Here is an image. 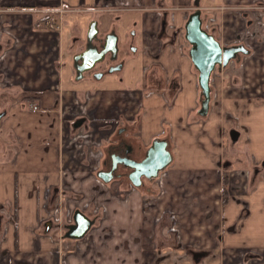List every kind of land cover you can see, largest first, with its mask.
<instances>
[{"label": "crops", "instance_id": "0c3cea01", "mask_svg": "<svg viewBox=\"0 0 264 264\" xmlns=\"http://www.w3.org/2000/svg\"><path fill=\"white\" fill-rule=\"evenodd\" d=\"M101 1L0 0V264H264V171L243 211L224 195L235 168L264 161V0H113L105 15L110 26L130 25L120 46L134 56L90 92L65 83L62 32L42 27L41 10L57 17ZM198 7L223 46L244 43L252 53L217 70L207 116L179 33ZM233 120L246 128L235 145ZM122 125L141 153L169 141L161 194L155 182L99 177ZM101 204L102 222L85 238L59 235L77 209L97 217Z\"/></svg>", "mask_w": 264, "mask_h": 264}, {"label": "flooded vegetation", "instance_id": "af4514ba", "mask_svg": "<svg viewBox=\"0 0 264 264\" xmlns=\"http://www.w3.org/2000/svg\"><path fill=\"white\" fill-rule=\"evenodd\" d=\"M106 2L108 3V6H110L109 10H112L113 9V6H112L113 5V0H102L100 5L101 6L104 5ZM197 9H200L202 11L203 28L206 29L209 33L213 34L212 31H211V25H210L211 21H212V16H211L210 12H205L203 8L198 7L195 10H192V12L189 14V16L193 12H195ZM60 13H64V11L62 10V11H60ZM58 14H59V12H58ZM92 20H98V27H99V33H98L97 37H95L92 40L93 46L97 47L98 51L103 50V46L107 42V36L110 35V34L115 33V34L118 35V53L116 55H114L112 52L109 51L104 56L103 55L101 56L100 54L97 55V53H94V55L91 56V57L85 56V52H86V50L88 48V36H89L88 35L89 26L87 27L86 32H85L84 36L82 37V41L75 48V51L73 52V54H72V56L70 58V62H69L71 64L72 70L74 71V79H75V81L76 82H85L87 88H93L97 84L102 83V82H97V81L101 80L105 76H109V75H111L113 73L122 71L125 68V65L127 64V61H128L127 58H125L123 55H121V52H122L121 50L122 49H121L120 43L122 42V39H121V36H120V34L118 32V30H119L118 26L117 25L110 26L104 32L102 30V28H101L100 20L97 17H94V16H93ZM185 25H186V23H185ZM179 33H180V37L181 36H185L186 35V28L185 27L182 28ZM111 37H114V36L111 35ZM136 38H137V35L133 34V32L131 30L130 31V39L135 40ZM185 39H186V36H185ZM133 42L129 43L130 47H134ZM187 43H188V47H189V51H190L191 44L189 43L188 40H187ZM238 44H243L245 46L244 43H238ZM238 44H233V45H238ZM233 45H230V46H233ZM245 47L247 49H249L247 46H245ZM251 55H252L251 50H250V52L248 54L239 53V54H237V57L235 59H233L232 61L229 62V64L231 62H233V61L234 62L237 61V66L243 65L244 64V62H243L244 57L245 56L246 57L247 56H251ZM96 58H98V59H96ZM92 64H94V66L91 69L83 72L82 73L83 77H81L79 80H76V77L79 75L78 72H77L78 69L82 70L83 68H87V67L91 66ZM227 66H225V67H227ZM225 67L217 65L216 69L212 73L211 82H210V85H211V101L214 99V97L216 95V82L214 80L215 73L217 72V70H221L222 68H225ZM198 78H199V73H198ZM198 88H199V99L202 102L203 94H202V89H201V87L199 85V80H198ZM2 112H5V109H1L0 113H2ZM4 117L5 116H3L0 119V124H1V121L3 120ZM82 119H84V118L81 117L80 120L79 119L76 120L74 125H78V124L84 123V121ZM125 129H126V127L124 125H122V126H120L118 128L117 134H118L119 137L122 136L123 131ZM231 130H237V131H239L240 135H242L246 131V128L244 126H240L238 124V122H235V121L233 122V126L229 130L228 136H229L230 143L235 145V144L238 143V141H239L241 136H239L238 140L234 142L232 137H231ZM1 143L2 142L0 140V144ZM137 148L138 147H135L134 145L131 146L126 141V139L121 137L119 139L118 143L112 144V146L110 148H108V150H106L107 151V156L102 161V165H101L99 170H106V171L111 170L112 166L114 165V161L117 163V168L114 171L113 175H106L107 177L113 176L111 181L106 182V181H104L102 179V181L105 184L124 185V184H129L131 182V184L133 186H135L132 183V181L129 179V174L133 171V169L125 166V162L126 161L124 160V158L130 157V158H132L134 160L141 161L144 158L146 151L144 153H141L140 150H138L139 148L138 149ZM263 162L264 161H262L261 163H258L256 165L254 164V167L251 168V169L250 168L249 169L235 168L233 170L232 177H229L230 180L227 179L226 180L227 182H225V187L226 188H225L224 195L228 196L230 199H232L234 201L238 200L240 203H243L242 211L244 209H246L247 206H248V204L244 200V195H246L250 191V189L253 187V185H255V182L260 178V176L262 175V172L264 171ZM168 167L165 168L164 170L160 171L158 177L154 178L153 180H148L146 177L143 176L142 177V185L141 186H143V185H145L147 183L155 182L158 185V189H159L158 194H161L162 191H163V187L161 185L162 184L161 183L162 176L167 171ZM103 203L105 204V202H103ZM98 208L100 209L101 213L97 217L89 215V217L91 219L95 220V223L93 224L92 228L95 227L98 223L102 222V218H103V215H104L103 214L104 213L103 212V210H104L103 204H101V206H98ZM239 223H242V221H239ZM46 225L48 226L49 223H47ZM67 225H70V224L69 223L68 224L64 223L63 227H62L63 228V232H62V237L63 238H66L64 236V234L68 230V228L66 227ZM90 230H89V232H90ZM104 231L106 233L107 228H104ZM88 233L85 235V237L88 235ZM76 240H79V239H76ZM257 257H259V256H257ZM247 259H248V257H247ZM254 259L255 258H251V259L249 258V260L247 262L249 263V261L254 260ZM248 263H245V264H248Z\"/></svg>", "mask_w": 264, "mask_h": 264}, {"label": "water", "instance_id": "95a60500", "mask_svg": "<svg viewBox=\"0 0 264 264\" xmlns=\"http://www.w3.org/2000/svg\"><path fill=\"white\" fill-rule=\"evenodd\" d=\"M186 39L191 44L189 55L199 73V85L202 89L203 100L199 114L207 116L211 108V76L217 65L227 66L230 61L237 57V54L250 52L243 44L233 46H222L220 41L206 29L203 28L202 11L197 9L193 12L185 25ZM99 33L98 20H92L89 24L88 32V48L85 56L91 57L94 53L97 55H105L107 52H112L114 55L118 53V35L113 33L107 36V42L103 46V50L98 51V48L93 46L92 40L97 37ZM114 36V37H111ZM96 55V54H95ZM100 57V56H99ZM94 59V58H93ZM98 59V58H96ZM94 66L78 69V76L76 80L83 77V72L91 69ZM7 112L0 113V119L5 116ZM240 136L239 131L231 130V137L233 141H237ZM125 166L132 168L133 171L129 174V179L136 187L142 185V177L148 180H153L158 177L160 171L167 168L173 161V154L169 149V142L165 139H155L145 152V156L141 161L134 160L130 157L124 158ZM264 166V162H263ZM117 168V163L111 170H100L98 175L104 181L109 182L113 178L106 175H113ZM95 223L82 210L77 209L74 213V223L67 225V232L64 236L69 239H82L92 228Z\"/></svg>", "mask_w": 264, "mask_h": 264}, {"label": "rangeland", "instance_id": "374dc122", "mask_svg": "<svg viewBox=\"0 0 264 264\" xmlns=\"http://www.w3.org/2000/svg\"><path fill=\"white\" fill-rule=\"evenodd\" d=\"M113 6V5H112ZM110 6H108V3L106 2L104 5H100L98 6L97 10L93 11L91 9H87V8H78L80 10H76V11H64V13H60L59 12V16L55 17V13H51L52 15L50 16L49 14V10L47 11H43V9L47 8L45 6V8H43L41 10V18H49L52 20H59L62 19V27L63 30L59 31V33L62 32V41L60 42V45L57 47V50H60V61H61V69H62V73H63V78L69 82H65V83H69L74 85V83L78 86H86L85 82H76L74 79V71L72 70L71 64L70 62V58L73 54V52L75 51V48L80 44V42L82 41V37L84 36L87 27L89 26L93 16L97 17L100 20L101 23V28L102 30L105 32V30L107 28L110 27L109 23H110V18L108 15H105L106 11L109 10ZM117 10V8L115 9ZM38 11V9H37ZM45 12V13H44ZM44 14V15H43ZM59 18V19H58ZM116 25V24H115ZM117 26L119 28L118 32L121 36L122 41L126 39V37L129 36L128 32H126V28H129V24L124 22L123 20L117 21ZM135 31V30H134ZM55 47V46H54ZM137 47V46H135ZM133 55L134 53H132L129 50H125L124 52H121V55H128V56ZM127 56V57H128ZM64 83V86H65ZM87 87V86H86ZM93 89V90H92ZM94 91V88L89 89L90 92ZM29 109V105L27 107V110ZM30 110V109H29ZM68 123V119H66V125ZM72 126V122H70V127ZM80 141H84L83 138H80ZM92 202L89 203V205ZM87 212L91 213V209L90 207L86 209ZM62 229H60V233L59 235H61L62 237Z\"/></svg>", "mask_w": 264, "mask_h": 264}, {"label": "built area", "instance_id": "2783aa9c", "mask_svg": "<svg viewBox=\"0 0 264 264\" xmlns=\"http://www.w3.org/2000/svg\"><path fill=\"white\" fill-rule=\"evenodd\" d=\"M62 19L59 20H52V19H45L42 23V27L44 28H48V29H51V30H59V31H62L63 30V27H62ZM31 108L33 111H37L39 109V106L35 103H33L31 105Z\"/></svg>", "mask_w": 264, "mask_h": 264}, {"label": "trees", "instance_id": "16d2710c", "mask_svg": "<svg viewBox=\"0 0 264 264\" xmlns=\"http://www.w3.org/2000/svg\"><path fill=\"white\" fill-rule=\"evenodd\" d=\"M45 19H48V18L45 17L44 20H45Z\"/></svg>", "mask_w": 264, "mask_h": 264}]
</instances>
